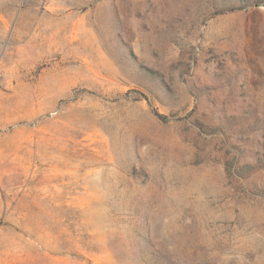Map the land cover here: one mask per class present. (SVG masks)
<instances>
[{
  "label": "rangeland",
  "instance_id": "obj_1",
  "mask_svg": "<svg viewBox=\"0 0 264 264\" xmlns=\"http://www.w3.org/2000/svg\"><path fill=\"white\" fill-rule=\"evenodd\" d=\"M0 264H264V0H0Z\"/></svg>",
  "mask_w": 264,
  "mask_h": 264
}]
</instances>
